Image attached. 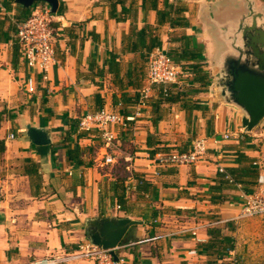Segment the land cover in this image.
Returning a JSON list of instances; mask_svg holds the SVG:
<instances>
[{
  "label": "crops",
  "instance_id": "0c3cea01",
  "mask_svg": "<svg viewBox=\"0 0 264 264\" xmlns=\"http://www.w3.org/2000/svg\"><path fill=\"white\" fill-rule=\"evenodd\" d=\"M8 1L0 0V264L72 251L88 239L89 219L106 216L142 220L117 250L128 264L264 263L262 218L235 219L264 172V118L245 131L244 112L225 102L211 82L228 48L221 27L230 32L238 27L249 12L247 0H159L146 13L137 0L118 5L113 14L110 0H60L66 8L56 13V61L47 73L23 58L15 25L20 10L15 0L7 9ZM255 1L264 15V0ZM178 3L186 8L183 25L170 21L177 15L169 4ZM147 25L152 34L145 39L132 33ZM151 35L162 42L152 51L197 53L209 74L205 85L181 68L177 84L183 94L162 102L159 112L153 107L160 101L159 86L147 79ZM29 77L33 91L26 87ZM102 107L135 117L113 126L117 137L111 148L98 130L79 127L84 114ZM27 124L45 127L52 143L31 141ZM149 135L157 136L158 147L179 150L206 137L208 151L195 163L157 167ZM106 153L126 161L128 169L115 171ZM220 167L233 174L224 176ZM134 172L149 180L148 189H137ZM213 219L224 220L221 233L233 241L223 255L201 247L210 238L204 224ZM198 225L201 240L180 231ZM158 234L164 236L147 239Z\"/></svg>",
  "mask_w": 264,
  "mask_h": 264
},
{
  "label": "built area",
  "instance_id": "2783aa9c",
  "mask_svg": "<svg viewBox=\"0 0 264 264\" xmlns=\"http://www.w3.org/2000/svg\"><path fill=\"white\" fill-rule=\"evenodd\" d=\"M56 13L52 11L48 2L38 1L33 5L31 13L17 23L16 34L23 58L30 68L39 69L44 73H47L56 61V48L54 45L57 30L55 25L57 20ZM180 73L181 67L162 48H157L150 53L147 64V79L150 84H163L164 92H167V89L171 85L179 83ZM46 77L47 75L45 74ZM26 87L29 91L34 90L35 86L32 77L28 78ZM134 118V116L124 117L116 111L102 107L94 112L84 114L80 118L79 127L87 131L98 130L101 133L105 146L111 148L114 146L117 137L113 126L116 124L125 126L128 121ZM10 137H14V134L11 133ZM225 137H228V134ZM207 151L208 141L206 137H197L194 139L192 147L189 150L170 149L168 151L156 152L150 157L157 167H163L195 163L205 157ZM126 159L130 160L131 157H127ZM105 161L107 163H114L116 162L115 156L111 153H106ZM220 171L225 172L226 170L224 167H220ZM258 184L259 188L257 191L245 196L243 206L235 219L260 216L264 224V172L259 174ZM223 221L222 219H213L204 225L208 227ZM199 228V225L196 227H185L180 231L182 233L190 232L192 236L201 240L198 236ZM163 236L164 234H158L147 239L156 240ZM118 249L119 246L114 249L116 254ZM117 256L115 258L111 249L98 246L87 239L82 241L72 251L54 252L34 257L25 262L12 264H69L70 262L81 260L87 261L90 264H128L125 256L119 254Z\"/></svg>",
  "mask_w": 264,
  "mask_h": 264
},
{
  "label": "water",
  "instance_id": "95a60500",
  "mask_svg": "<svg viewBox=\"0 0 264 264\" xmlns=\"http://www.w3.org/2000/svg\"><path fill=\"white\" fill-rule=\"evenodd\" d=\"M38 1H46L53 12H58L60 0H15L26 8ZM248 13L238 27L230 32L222 26L228 48L214 73V80L222 99L240 108L244 115L242 126L252 131L264 118V15L255 0H247ZM249 17V19H248ZM27 136L36 144H50L52 137L43 126L27 124ZM142 220L131 217L106 216L88 221L87 236L92 243L111 249L115 258L117 248L132 225Z\"/></svg>",
  "mask_w": 264,
  "mask_h": 264
},
{
  "label": "trees",
  "instance_id": "16d2710c",
  "mask_svg": "<svg viewBox=\"0 0 264 264\" xmlns=\"http://www.w3.org/2000/svg\"><path fill=\"white\" fill-rule=\"evenodd\" d=\"M158 1L159 0H142V8L144 9V12L146 13L148 9H156L158 7ZM14 2V0H9L8 2H5L4 5L7 9H10V5H8V3ZM111 5H112V14L116 13L117 11V6L121 5L122 7H125L129 2L131 4H134L137 2V0H110ZM19 7L20 12L16 13V28H17V23L21 20H23L24 18H26L31 11L33 10V6L26 8L20 4L17 5ZM66 6L65 4L61 3L58 9V13H62L64 12ZM169 8L174 9L175 10V15H177L174 18H171L170 21L172 24H177V25H183L185 24L188 20L185 16L181 15V13L184 12V10L186 9L184 5L181 4H169ZM131 9V8H130ZM130 9H123L121 12L125 14H127V12L130 11ZM133 15V19L135 20L136 16H137V10H134L133 12H131ZM124 14V15H125ZM164 14V15H168L169 13L166 12H160V15ZM126 18V15L124 16ZM118 19H124L120 16H118ZM147 28H151L150 25L145 26L142 29H137L136 27L132 30V33L139 35L141 34L140 38L145 39L146 34H152L151 31H148ZM131 33V34H132ZM162 42L161 40H159V38H157L156 36H152L150 37V40L146 46L147 51H148V57L150 56V51H152V48L156 45H161ZM139 44L137 43V41L135 42L133 48L138 49ZM185 51V50H184ZM178 52L175 54H169L173 61L179 65L182 69L186 70V71H191L193 73V78L194 80H199L201 81L202 84L208 85L209 84V74L207 72H204L202 66L200 65L201 63L199 61L196 60L195 57H197V53L193 54L190 53L188 56L185 54V52ZM185 61V62H184ZM193 61V62H191ZM148 62V61H147ZM110 69H111V65H110ZM113 69V68H112ZM111 69V70H112ZM159 86V93H160V101L159 102H155L153 104L154 107V111L159 112V106L162 102H174L177 101L179 99V97L183 94V91L181 89L178 88V84H173L171 85L168 89L167 92H164V85L163 84H157ZM178 88V89H177ZM158 114L156 115L155 119H158ZM147 143H148V151L150 152V155L153 156L156 152L159 151H168L170 149H163L157 146V143H159V141L157 140V136L156 135H149L147 138ZM179 150V149H178ZM189 150V149H187ZM124 163H126V161L124 160H119L117 161L116 165H121L120 167H126L127 164L125 165ZM127 168V167H126ZM232 173L231 170H226V172H221L223 173V175L225 176L226 173ZM260 174V173H259ZM133 175L136 177V187L139 190H145L148 189L147 187L150 185L148 182L149 180L146 179V177L142 174H135V172L133 173ZM123 199V198H122ZM123 201V200H121ZM208 229V233L210 235L209 240L206 243L201 244V247L205 249L207 254H216V255H223L226 251H228L231 247H233V241L230 237L228 236H224L221 233V226L218 224H214V225H210L207 227Z\"/></svg>",
  "mask_w": 264,
  "mask_h": 264
},
{
  "label": "rangeland",
  "instance_id": "374dc122",
  "mask_svg": "<svg viewBox=\"0 0 264 264\" xmlns=\"http://www.w3.org/2000/svg\"><path fill=\"white\" fill-rule=\"evenodd\" d=\"M180 74H182V73H180ZM211 82H212V83H215L214 75L212 76ZM213 90H215L216 92L219 93V88H217V87L215 86V84H213ZM119 160H120V159L117 158V161H119ZM117 161H116L114 164H116ZM111 164H113V163H111ZM118 166H119V165H115V166H113V169H115V171H116L117 169H120V170H121V167L119 168ZM127 169H128V168H127ZM120 170H119V171H120ZM253 217H256V216H253ZM259 217H260V216H259ZM254 264H264V263H254Z\"/></svg>",
  "mask_w": 264,
  "mask_h": 264
}]
</instances>
